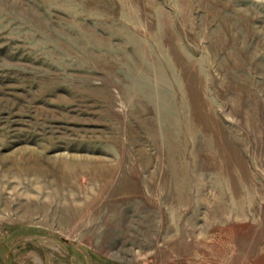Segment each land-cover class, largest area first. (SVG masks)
Returning a JSON list of instances; mask_svg holds the SVG:
<instances>
[{
    "label": "rangeland",
    "instance_id": "374dc122",
    "mask_svg": "<svg viewBox=\"0 0 264 264\" xmlns=\"http://www.w3.org/2000/svg\"><path fill=\"white\" fill-rule=\"evenodd\" d=\"M0 264H264V0H0Z\"/></svg>",
    "mask_w": 264,
    "mask_h": 264
},
{
    "label": "bare ground",
    "instance_id": "6f19581e",
    "mask_svg": "<svg viewBox=\"0 0 264 264\" xmlns=\"http://www.w3.org/2000/svg\"><path fill=\"white\" fill-rule=\"evenodd\" d=\"M115 171V170H114ZM110 174H112V173H110ZM105 178H106V176H105ZM67 180V179H66ZM73 180V179H72ZM106 181V180H105ZM69 182V181H68ZM71 184V183H70Z\"/></svg>",
    "mask_w": 264,
    "mask_h": 264
}]
</instances>
